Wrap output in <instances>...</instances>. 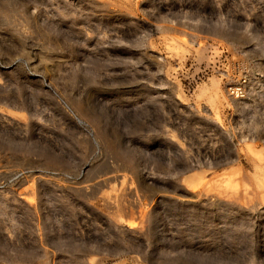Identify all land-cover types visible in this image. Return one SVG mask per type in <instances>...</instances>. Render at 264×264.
<instances>
[{"label": "rangeland", "instance_id": "rangeland-1", "mask_svg": "<svg viewBox=\"0 0 264 264\" xmlns=\"http://www.w3.org/2000/svg\"><path fill=\"white\" fill-rule=\"evenodd\" d=\"M263 163L264 0H0V264H264Z\"/></svg>", "mask_w": 264, "mask_h": 264}, {"label": "bare ground", "instance_id": "bare-ground-1", "mask_svg": "<svg viewBox=\"0 0 264 264\" xmlns=\"http://www.w3.org/2000/svg\"><path fill=\"white\" fill-rule=\"evenodd\" d=\"M111 5V4H110ZM233 94L237 95L238 92L234 91ZM239 95V94H238ZM235 97V96H234ZM238 97V96H236ZM250 146V145H249ZM249 151H251L254 154H257L254 151V147L252 148L251 146L249 147ZM120 157V156H119ZM255 169L257 172H259V177L257 179H259L261 182H264V163L263 164H256L255 165ZM223 173V172H222ZM215 179V182H213L214 185V189H216L217 193L220 195H226V196H230L231 194H234V190L237 189V186H239L240 182L238 181V179H236L234 177V175H230L227 173H223L220 176ZM213 179V181H214ZM243 180V179H242ZM204 181V180H203ZM244 181V180H243ZM196 181H192L191 186H197V184H195ZM202 183V182H201ZM236 192V191H235ZM27 194V193H26ZM217 194V196H218ZM231 195V196H232ZM216 196V197H217ZM240 196V195H239ZM111 197V196H110ZM223 197V196H222ZM111 199V198H110ZM109 198L104 199L105 203L107 202V204H112V201ZM233 198H231L232 200ZM228 200V199H227ZM114 205V204H113Z\"/></svg>", "mask_w": 264, "mask_h": 264}, {"label": "built area", "instance_id": "built-area-1", "mask_svg": "<svg viewBox=\"0 0 264 264\" xmlns=\"http://www.w3.org/2000/svg\"><path fill=\"white\" fill-rule=\"evenodd\" d=\"M243 83V82H242ZM231 87H233V89L234 88H238V91H239V94H240V92H241V90H242V88L240 87V86H229L228 87V92L230 93V95H235V94H232L233 93V89H229V88H231Z\"/></svg>", "mask_w": 264, "mask_h": 264}]
</instances>
